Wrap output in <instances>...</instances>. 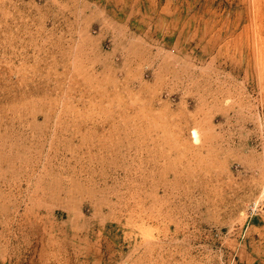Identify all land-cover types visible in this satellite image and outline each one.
Segmentation results:
<instances>
[{"label":"rangeland","instance_id":"obj_1","mask_svg":"<svg viewBox=\"0 0 264 264\" xmlns=\"http://www.w3.org/2000/svg\"><path fill=\"white\" fill-rule=\"evenodd\" d=\"M0 264H264V0H0Z\"/></svg>","mask_w":264,"mask_h":264}]
</instances>
